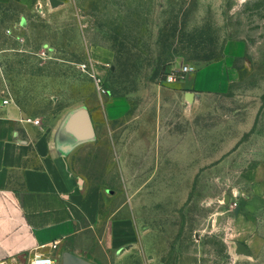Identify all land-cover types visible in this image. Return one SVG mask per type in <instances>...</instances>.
<instances>
[{"label": "rangeland", "instance_id": "obj_1", "mask_svg": "<svg viewBox=\"0 0 264 264\" xmlns=\"http://www.w3.org/2000/svg\"><path fill=\"white\" fill-rule=\"evenodd\" d=\"M61 1L0 4V105L11 99L49 134L89 108L97 138L75 149L76 174L119 190L111 207L139 187L138 241L122 264H264V0ZM226 50L240 73L230 90L205 93L185 122L176 98L160 108L169 72L182 81L181 66ZM115 102L126 109L111 118ZM163 113L172 137H188L186 172L112 173L115 141Z\"/></svg>", "mask_w": 264, "mask_h": 264}, {"label": "crops", "instance_id": "obj_2", "mask_svg": "<svg viewBox=\"0 0 264 264\" xmlns=\"http://www.w3.org/2000/svg\"><path fill=\"white\" fill-rule=\"evenodd\" d=\"M25 1L0 0V4ZM193 66L184 80L162 88L158 102L161 108L170 104L166 96L176 98L174 104L185 111L184 122L186 111H192L205 93H225L240 76L231 50L203 67ZM4 100L0 105V264H32L39 254L62 264L65 251L95 264H122L138 241L139 205L138 199L133 201V191L139 187L132 180L126 196L129 203L111 207L121 192L91 188L85 175L76 174L72 159L75 149L95 141L97 133L95 139L67 152L58 141L59 129L56 134L43 132L37 122L21 115L11 99ZM125 109L124 102H115L107 107V114L114 118ZM162 116L155 126L140 120L129 142L125 136L115 141L117 166L112 173L147 175L150 183L155 175L170 179L186 172L188 137L186 133L172 137Z\"/></svg>", "mask_w": 264, "mask_h": 264}, {"label": "water", "instance_id": "obj_3", "mask_svg": "<svg viewBox=\"0 0 264 264\" xmlns=\"http://www.w3.org/2000/svg\"><path fill=\"white\" fill-rule=\"evenodd\" d=\"M53 6L62 3L61 0H51ZM58 141L68 152L76 145L96 138V130L91 111L88 107H79L68 114L58 130ZM229 196H226V201ZM240 212V207L236 208V213ZM236 252L238 254L250 255L252 252L246 243L238 242ZM62 264H95L78 255L65 251Z\"/></svg>", "mask_w": 264, "mask_h": 264}, {"label": "built area", "instance_id": "obj_4", "mask_svg": "<svg viewBox=\"0 0 264 264\" xmlns=\"http://www.w3.org/2000/svg\"><path fill=\"white\" fill-rule=\"evenodd\" d=\"M195 67L193 65H188L185 64L180 68V73L181 74H187L188 72L194 71ZM183 78V77H182ZM166 80L168 82H174L178 80V77L176 76V72L172 71L169 72ZM9 103V100H4V104ZM32 264H56L55 260L49 256V255H45V254H39L34 256Z\"/></svg>", "mask_w": 264, "mask_h": 264}]
</instances>
